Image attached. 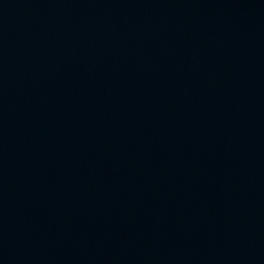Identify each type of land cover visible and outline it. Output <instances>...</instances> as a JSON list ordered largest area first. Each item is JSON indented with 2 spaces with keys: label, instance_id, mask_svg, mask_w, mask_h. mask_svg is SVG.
I'll use <instances>...</instances> for the list:
<instances>
[{
  "label": "water",
  "instance_id": "1",
  "mask_svg": "<svg viewBox=\"0 0 264 264\" xmlns=\"http://www.w3.org/2000/svg\"><path fill=\"white\" fill-rule=\"evenodd\" d=\"M0 264H264V0H0Z\"/></svg>",
  "mask_w": 264,
  "mask_h": 264
}]
</instances>
